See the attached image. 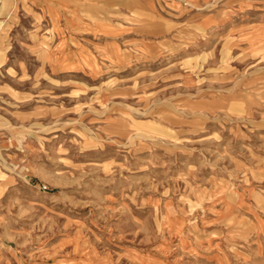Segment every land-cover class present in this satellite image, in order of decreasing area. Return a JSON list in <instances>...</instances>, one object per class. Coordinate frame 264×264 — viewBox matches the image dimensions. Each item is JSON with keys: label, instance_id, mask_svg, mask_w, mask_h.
<instances>
[{"label": "rangeland", "instance_id": "rangeland-1", "mask_svg": "<svg viewBox=\"0 0 264 264\" xmlns=\"http://www.w3.org/2000/svg\"><path fill=\"white\" fill-rule=\"evenodd\" d=\"M109 3L0 0V264H264V0Z\"/></svg>", "mask_w": 264, "mask_h": 264}, {"label": "crops", "instance_id": "crops-1", "mask_svg": "<svg viewBox=\"0 0 264 264\" xmlns=\"http://www.w3.org/2000/svg\"><path fill=\"white\" fill-rule=\"evenodd\" d=\"M59 1H60V0H59ZM56 2H57V1H56ZM109 2H110V3H109L110 6H112V5H113V4H112V0H111V1L109 0ZM50 6H51V5H50ZM110 8H111V7H110ZM110 12H111V11H110ZM108 23H109V22H106L107 25H108ZM98 24H100V23H98V22H97V23H94V25H98ZM108 29H110V28L108 27L106 30H108Z\"/></svg>", "mask_w": 264, "mask_h": 264}]
</instances>
